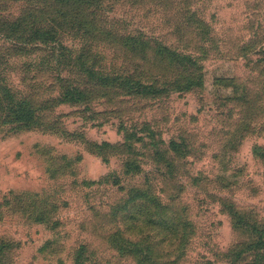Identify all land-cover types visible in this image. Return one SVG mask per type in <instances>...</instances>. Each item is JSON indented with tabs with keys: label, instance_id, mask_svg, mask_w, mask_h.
Returning <instances> with one entry per match:
<instances>
[{
	"label": "rangeland",
	"instance_id": "374dc122",
	"mask_svg": "<svg viewBox=\"0 0 264 264\" xmlns=\"http://www.w3.org/2000/svg\"><path fill=\"white\" fill-rule=\"evenodd\" d=\"M122 3L131 13L125 12ZM196 6L204 9L212 31V41L203 44V50L192 36L177 37L174 31H169L174 24L159 22L163 16L145 11L147 5L123 0L112 8L117 18L131 24L129 30L139 29L148 37H158L162 43L192 55L205 73L208 90L215 78H234L247 86L252 98L258 100L264 87V56L259 55L264 49V0H203L196 2ZM22 10L23 3L0 1V21H12ZM72 39L66 35L63 44L78 48L81 42ZM247 45H254V52L243 55L241 50ZM98 47L101 50L104 46ZM6 48L7 42L0 38V56H5L0 59V71H4L9 85L25 93L30 92V85L37 87L38 98L43 102L57 94L56 69L66 73L49 61L46 52L26 48L27 54H21L14 50L6 52ZM118 102L110 104L100 100L93 104L94 111L119 109L127 117L130 114L134 119L152 120L165 138L181 133L191 145L182 171L204 179L196 187L182 174L188 186L180 193V202L187 207L194 233L177 264H226L220 255L241 239L220 212L217 197L209 194L232 197L241 211L257 218L264 215V168L251 156L253 145L264 146V128L253 132L247 129L251 123L256 126L264 121L260 112L264 110V95L259 97L253 111L248 110L250 104L243 109L233 103L213 104L206 92L175 94L162 105H140L135 112ZM46 114L48 126L56 119L60 124L56 128L81 133L85 140L115 143L121 139L115 127L117 120H109L111 116L89 120L92 115L83 116L78 109L65 106ZM10 129V126L0 128V243L5 242L9 248L1 264H71L70 251L80 244L94 251L95 258L110 257L111 251L102 240L116 222L121 229H126L120 219L107 215L108 207L120 194L114 187L89 186L82 182L99 180L117 170L118 163L115 160L102 163L87 152L85 144L76 136H72L75 139L66 137L55 128L47 132ZM139 153L143 154L144 150ZM143 161L146 169L151 167L149 160ZM149 178L152 183H158L156 176ZM22 195L32 198L31 209L28 202L16 201ZM9 199L20 206H6L4 201ZM34 201L38 202L34 204ZM52 201L58 207L53 215L49 212ZM20 210L25 217L18 213ZM40 212L48 213L52 221L33 223L30 218ZM125 264L133 263L126 261Z\"/></svg>",
	"mask_w": 264,
	"mask_h": 264
},
{
	"label": "trees",
	"instance_id": "16d2710c",
	"mask_svg": "<svg viewBox=\"0 0 264 264\" xmlns=\"http://www.w3.org/2000/svg\"><path fill=\"white\" fill-rule=\"evenodd\" d=\"M0 1L23 3L22 12L14 20L0 21V38L7 42L5 51L27 54L26 48H30L32 52H46L49 61L66 73L56 69L58 92L43 102L38 98L37 87L30 85V92L25 93L9 85L3 76L4 71H0V128L10 126V131L15 132H47L55 128L66 137L76 136L85 144L87 152L102 163L108 164L112 160L118 163L117 170L97 181H83L82 184L116 189L120 196L108 207L107 215L120 219L126 229H121L116 222L114 229L102 240L111 251L110 257L95 258L94 251L80 244L70 251L71 264H125L126 261L133 264H177L194 233L187 207L180 202V193L188 186L182 174L187 175L196 187L204 181L201 175L189 176L182 171L191 153L188 138L181 133L165 138L152 120L134 119L130 114L127 117L119 109L94 111L96 105L93 104L100 100L110 104L119 101L120 105L129 106L135 112L140 105H162L175 94L206 92L213 104L226 106L233 103L242 109L250 104L248 110L253 111L259 97L264 95V87L258 100L252 98L247 86L234 78H215L208 90L205 73L192 55L174 49L169 43H162L158 37H148L139 29L129 30L131 24L115 16L116 10L112 7L123 0ZM134 1L139 6L147 5L145 11L162 15L159 22L169 26L172 22L174 26L168 30L174 31L177 37L182 34L184 38L192 36L199 49L203 50V44L212 41L204 9L196 6V2L203 0ZM120 5L125 12L131 13L123 3ZM49 9L51 11H47ZM104 29L110 32H103ZM66 35L74 42L79 40L80 46L67 48L63 44ZM100 44L104 46L101 50ZM254 48V45H247L241 51L245 55ZM259 55L264 56V49ZM4 57L0 56V59ZM61 106L78 109L83 116L92 115L89 120L111 116L109 120H117L116 126L112 124L121 139L115 143L85 140L81 133L56 128L60 125L56 119L53 126H48L46 112ZM260 112L264 118V110ZM250 116L254 114L250 113ZM262 128L264 121L247 126L252 132ZM141 150H144L143 154L139 153ZM251 156L264 168V146L253 145ZM145 159L151 164L147 169ZM150 175L156 176L158 183H152ZM209 195L217 197L220 212L229 220L232 232L239 234L241 239L220 255L223 261L226 264H264V215L257 218L241 211L232 197ZM19 199L28 202V209H31L33 200L29 195L16 197V201ZM4 204L10 208L20 206L10 199ZM51 206L49 212L56 214L57 202L52 201ZM18 213L25 217L22 210ZM30 219L42 224L52 221L44 212ZM137 229L139 232L135 231ZM8 250V245L1 242L0 264Z\"/></svg>",
	"mask_w": 264,
	"mask_h": 264
}]
</instances>
